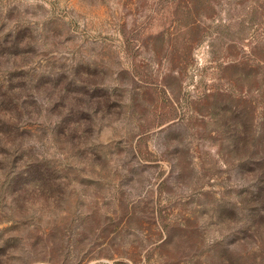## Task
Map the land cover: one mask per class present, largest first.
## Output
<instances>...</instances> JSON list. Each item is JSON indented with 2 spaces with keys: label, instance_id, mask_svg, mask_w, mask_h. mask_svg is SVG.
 Returning <instances> with one entry per match:
<instances>
[{
  "label": "rangeland",
  "instance_id": "374dc122",
  "mask_svg": "<svg viewBox=\"0 0 264 264\" xmlns=\"http://www.w3.org/2000/svg\"><path fill=\"white\" fill-rule=\"evenodd\" d=\"M0 264H264V0H0Z\"/></svg>",
  "mask_w": 264,
  "mask_h": 264
}]
</instances>
